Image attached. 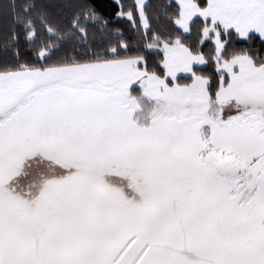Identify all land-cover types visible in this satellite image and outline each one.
<instances>
[{
	"label": "snow or ice",
	"instance_id": "1",
	"mask_svg": "<svg viewBox=\"0 0 264 264\" xmlns=\"http://www.w3.org/2000/svg\"><path fill=\"white\" fill-rule=\"evenodd\" d=\"M0 0V264H264V0Z\"/></svg>",
	"mask_w": 264,
	"mask_h": 264
},
{
	"label": "trees",
	"instance_id": "2",
	"mask_svg": "<svg viewBox=\"0 0 264 264\" xmlns=\"http://www.w3.org/2000/svg\"><path fill=\"white\" fill-rule=\"evenodd\" d=\"M92 2L104 15H110L115 8L114 0H92Z\"/></svg>",
	"mask_w": 264,
	"mask_h": 264
}]
</instances>
